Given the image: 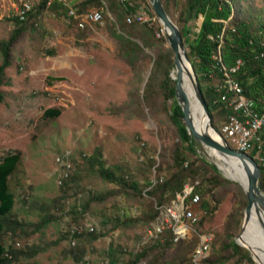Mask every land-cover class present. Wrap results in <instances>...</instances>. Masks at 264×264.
Segmentation results:
<instances>
[{
    "label": "rangeland",
    "instance_id": "obj_1",
    "mask_svg": "<svg viewBox=\"0 0 264 264\" xmlns=\"http://www.w3.org/2000/svg\"><path fill=\"white\" fill-rule=\"evenodd\" d=\"M12 1L0 0V40L8 38L14 28V22L6 19L14 13ZM37 1L28 0L29 6ZM183 4L184 0L167 2L168 14L177 25ZM103 5L107 15L118 24ZM148 5L147 11L153 15ZM242 5L264 19V0H242ZM96 9L67 12L77 28L67 15L44 10L36 19L37 24L27 26L11 48V64L5 69L6 83L1 86L4 99L0 102V156L11 149L21 153L19 171L10 180L16 195L13 212L26 225L30 224L26 232L46 212L57 218L40 231L5 234L7 249L18 252L35 244L44 247L35 256L12 258L10 264H107L110 244L121 248L119 255L126 262L130 256L127 252L157 242L166 229H173L175 240L186 239L182 250H154L148 256L151 263L145 259L137 264H195L191 258L197 243L205 232H212V250L219 247L224 221L240 191L245 192L237 181L218 169L233 183L213 190L221 200L212 215L202 217L204 212L196 205L192 207L197 218L193 224L178 222L172 209H165L170 224L164 222L162 213L151 220L154 203L145 193L147 182L154 181L158 173L165 178L168 169L163 160L168 158L178 137L162 108V98L157 97L150 112L142 92L156 56L173 58V51L166 38L160 40L165 35L158 29L162 28L158 18L152 24L131 13L126 15L128 23H147L155 28L148 37L150 46L144 49L146 56L128 63L108 30L107 19L103 15L100 19V14L95 13L94 19L97 17L100 22L93 23L92 14L99 11ZM89 12L91 21H84ZM200 22L201 16L194 17L189 25L195 28ZM134 39L142 44L139 38ZM47 108H59L61 113L45 117L43 112ZM97 146L102 148L106 164H120L139 181L138 191L97 176L87 162ZM198 152L215 165L220 162L209 149L200 146ZM155 167H160V172ZM68 174L76 176L74 184L68 197L54 205L53 199L62 190L61 180ZM87 202L84 212L74 211V204ZM156 207L163 212V205ZM127 218L131 222L122 223ZM87 231L99 236L94 238ZM80 232L83 233L74 236ZM189 240L194 248L183 258ZM178 256H182V261L177 260Z\"/></svg>",
    "mask_w": 264,
    "mask_h": 264
},
{
    "label": "trees",
    "instance_id": "obj_2",
    "mask_svg": "<svg viewBox=\"0 0 264 264\" xmlns=\"http://www.w3.org/2000/svg\"><path fill=\"white\" fill-rule=\"evenodd\" d=\"M167 2L168 0H164L163 4L168 12ZM103 3L106 4L110 14L117 19L118 24L107 15ZM146 3L149 4L148 0H134L132 5L129 6L127 0H121V2L119 0H81L76 4V8L79 11L97 8L96 10L99 11L92 14V19L95 21L92 22L99 24L96 22L99 21V18L94 19L95 13L100 14V19L102 15L107 19L108 30L116 40L120 55L128 63L133 64L137 58L146 56L144 49L150 46L148 37L154 34L153 28L155 27L147 23H128L126 15H131L132 11L141 7L147 10ZM46 7L48 8L46 9ZM150 7L152 13H154L152 6ZM44 10L62 15L74 11V9H67L56 2L38 0L31 5L25 20L20 21L14 13L6 18L14 22V28L8 38L0 40V102L4 99L1 86L6 83L5 69L11 64V48L27 26L37 24L36 19ZM250 10L246 6L243 7L242 0H184L177 19L197 82L209 109L212 124L221 133H223L222 124L232 112V108L228 106L226 101L221 99V95L225 92L222 87L226 79L225 71L228 72L230 77L239 82L243 94L252 98L256 106L264 99V19ZM89 14L90 12L84 16V21H91ZM198 16L203 17L200 24L195 28H191L189 21ZM72 17L76 18L75 15ZM71 23L74 25L75 20L71 19ZM81 30L83 31V29ZM134 38H139L142 44ZM160 40L164 41L165 36H161ZM238 59H241L242 63L234 71H231L230 68L236 66ZM173 65V58L170 56H156L142 92V100L150 112L157 97L162 98V108L165 109L170 122L175 127L178 137V141L172 147L168 158L165 159L164 157L163 160L168 169L165 178H162L163 174L158 173L154 181L147 182L148 188L145 193L152 198L154 203L151 208V220L159 213L156 205L170 203L175 198V193L181 191L186 182L192 184L194 192L200 194L198 206L204 212L202 217L212 215L221 200L220 197H216L213 190L223 184L233 183V181L221 175L215 164L205 159L198 152L199 145L186 128L182 109L175 99V80L170 76ZM214 78L217 79L216 83L212 82ZM60 113L59 108H47L43 115L45 117H57ZM244 152L249 153L256 160V154H253V151ZM87 162L100 178L116 183L122 188L128 187L138 191L139 181L126 173L124 167L120 164H106L102 159V148L100 146H97L93 153L87 157ZM20 164L21 153L19 150H7L0 156V264H10L12 258H18L20 255L35 256L44 249L43 246L37 244L30 246L26 251L19 250L17 252L15 249H7L3 239L5 234L8 232L27 234L40 231L57 218L53 213L46 212L41 220L31 224L32 228L29 229V232H26L30 224L26 225L23 220L14 215L13 208L16 195L10 187V180L18 173ZM259 165L261 168V189L264 192V165ZM154 169L158 172L161 170L160 167ZM75 177L74 174H70L61 180L62 190L60 195L53 199L54 205H57L56 201L68 197ZM88 203L74 204V211L84 212ZM246 204V195L240 191L234 208L224 221L219 247L212 250V242L209 253L202 259V264L203 262L207 264H256L249 250L242 246L251 244L248 239L243 235V240L240 241L242 245L234 239L241 230L243 211ZM131 220V218H127L122 223L128 224ZM93 231H87L86 233L94 238L98 237L99 235ZM162 231L158 232L161 233ZM82 233H75L74 236ZM175 237L176 234L173 229H166L157 242L147 247H141L138 251L127 252L130 256L126 262H123L119 255V253H122L121 248L117 247L116 244H110L106 252L107 264H137L145 259L148 263H151L152 258H148L151 251L162 249V252L165 253L173 247L182 250L181 245L187 242L186 239L178 238L175 240ZM189 242L183 258H186V253L194 248L190 240ZM123 252L126 253V251ZM162 257L163 255L160 258ZM79 258L78 256L76 260H79ZM180 258L182 256H178L177 260H180ZM231 259L233 261L229 263ZM261 263L263 262L261 261Z\"/></svg>",
    "mask_w": 264,
    "mask_h": 264
},
{
    "label": "water",
    "instance_id": "obj_3",
    "mask_svg": "<svg viewBox=\"0 0 264 264\" xmlns=\"http://www.w3.org/2000/svg\"><path fill=\"white\" fill-rule=\"evenodd\" d=\"M148 1L162 26L168 45L173 51L174 65L172 71L170 72V76L175 80V99L182 109L186 128L191 132L192 137L198 143L199 147L202 146L209 149L212 155L218 159L220 156L229 157L234 161L241 163L246 172L248 184L246 188L243 187V190L246 194L247 204L243 211L244 215L241 230L234 238L238 244L242 245L240 241L243 240V234L248 229L252 207L256 206L258 209L264 210V192L261 189L260 165L249 153L232 147L223 134L213 126L208 106L197 82V77L188 56L179 26L166 11L162 0ZM202 18L203 17L201 16V20ZM184 60L188 61L191 66V72H189L190 79L192 80L196 97L201 104L207 119L204 129L201 131L198 130L192 123L190 118L189 101L182 88V62ZM216 166L219 170H221L219 165ZM242 246L249 250L251 257L257 264H263L258 260V256L254 251V249L257 248L255 243H253V246L251 244H245Z\"/></svg>",
    "mask_w": 264,
    "mask_h": 264
},
{
    "label": "built area",
    "instance_id": "obj_4",
    "mask_svg": "<svg viewBox=\"0 0 264 264\" xmlns=\"http://www.w3.org/2000/svg\"><path fill=\"white\" fill-rule=\"evenodd\" d=\"M61 4L67 9L77 10L76 4L79 0H46ZM134 0H127V3L132 5ZM32 0H30V3ZM135 18L148 20L152 24L156 22V15H151L145 8H139L132 11ZM90 18V17H89ZM162 34L163 29L160 28ZM242 63L238 59L236 66L230 68L234 71ZM226 75L225 83L222 85L224 93L221 99L226 101L228 106L232 108V112L228 115L225 122L222 124V134L228 143L238 150H251L256 154V161L258 164L264 165V99L256 106L255 101L247 97L242 92V87L238 81ZM200 201V194L194 192L192 184L184 183L181 191L175 193V198L167 204H163L164 222H168L165 217V209H172L175 212V218L178 222L185 224H193L197 218L192 211V207L198 205ZM213 242L212 232H205L204 242L197 243L194 250V256L198 261L206 256V243Z\"/></svg>",
    "mask_w": 264,
    "mask_h": 264
},
{
    "label": "bare ground",
    "instance_id": "obj_5",
    "mask_svg": "<svg viewBox=\"0 0 264 264\" xmlns=\"http://www.w3.org/2000/svg\"><path fill=\"white\" fill-rule=\"evenodd\" d=\"M14 4V14H16L20 21L25 20L30 6L28 0H13ZM97 19V17H95ZM140 20H145L138 18ZM182 88L185 95L189 101L190 107V118L192 123L198 130H203L207 119L201 104L199 103L196 94L194 92L192 80L190 79L189 72H191V66L188 61L184 60L182 62ZM175 73V72H174ZM242 151H251V150H242ZM220 162L218 165L224 174L237 181L242 187L246 188L248 184L246 172L241 163L234 161L229 157L220 156ZM217 162V161H216ZM155 180V179H154ZM157 181V180H156ZM248 241L253 246V243L257 245V248L254 249L258 256L259 261L264 262V210L258 209L256 206L252 207L251 218L249 222L248 229L243 234ZM204 242V237L201 239L200 243ZM211 242L206 243V252L208 253L210 249ZM195 250V249H194ZM193 263H199L195 256L194 251L191 258Z\"/></svg>",
    "mask_w": 264,
    "mask_h": 264
},
{
    "label": "crops",
    "instance_id": "obj_6",
    "mask_svg": "<svg viewBox=\"0 0 264 264\" xmlns=\"http://www.w3.org/2000/svg\"><path fill=\"white\" fill-rule=\"evenodd\" d=\"M79 1H80V0H79ZM79 1H78V2H79ZM78 2H77V3H78ZM77 3H75V4H77ZM67 17H68V20L71 22V18H70L68 15H67ZM74 26H75V24H74ZM75 27H76V26H75ZM76 28H77V27H76Z\"/></svg>",
    "mask_w": 264,
    "mask_h": 264
}]
</instances>
